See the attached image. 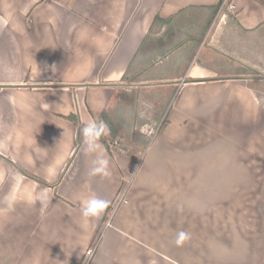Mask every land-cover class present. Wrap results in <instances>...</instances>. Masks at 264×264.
Instances as JSON below:
<instances>
[{
  "label": "crops",
  "instance_id": "obj_1",
  "mask_svg": "<svg viewBox=\"0 0 264 264\" xmlns=\"http://www.w3.org/2000/svg\"><path fill=\"white\" fill-rule=\"evenodd\" d=\"M220 2L0 0V264H83L98 238L88 264H264V89L241 70L264 0ZM104 110L120 136L90 176L69 116Z\"/></svg>",
  "mask_w": 264,
  "mask_h": 264
},
{
  "label": "clouds",
  "instance_id": "obj_2",
  "mask_svg": "<svg viewBox=\"0 0 264 264\" xmlns=\"http://www.w3.org/2000/svg\"><path fill=\"white\" fill-rule=\"evenodd\" d=\"M8 75L10 77L15 76L14 70L9 69ZM80 132L82 136L83 151L86 155L94 157L91 161L92 166L89 169V175H110L109 160L104 156L102 145L100 143L101 137L107 135L109 132L107 124L103 121H87L83 123ZM141 132L142 134H151L147 129H141ZM36 198L44 203L47 201V193H38ZM107 207L108 202L96 196L82 199V215L84 217H99ZM177 242L179 243V241Z\"/></svg>",
  "mask_w": 264,
  "mask_h": 264
},
{
  "label": "rangeland",
  "instance_id": "obj_3",
  "mask_svg": "<svg viewBox=\"0 0 264 264\" xmlns=\"http://www.w3.org/2000/svg\"><path fill=\"white\" fill-rule=\"evenodd\" d=\"M225 8H227V7H225ZM228 8L231 9L230 6ZM205 42H206V40L202 44V46L203 45L204 46L203 47L200 46L199 50L197 51L196 58L199 56V54H200V56H203L205 54H210L214 51L211 47L205 46ZM251 51H253V47L251 48ZM227 59H228L227 57L224 58V60H227ZM249 59H250V61L247 63V65L245 67H243L241 65V70H242V72H244L246 74L251 73V76H253V75L256 76L255 81L253 82V80H252V82L256 85H260L259 87L264 89V38L261 39L259 36L257 37V39H256V56L255 57L251 56ZM223 73H226V72H223ZM161 115L163 116V114H161ZM141 128L142 127H138L134 130H131L132 131L131 135L133 138L134 137L137 138L138 136L142 135ZM144 136L146 137L145 134H144ZM149 141H150V139L148 138L147 142H149ZM112 211H114V207H113ZM104 225H105V222H104ZM103 229H104V227L102 226L101 232L103 231ZM127 240L129 241V239H127ZM98 241H99V238L96 240L95 244L98 243ZM138 249H139V247H138ZM134 254H136V250L131 251L129 254V257H132ZM117 255H118V257H122L120 254V251L117 253ZM117 255H115L116 258H115L114 264H121V262H119V259H117L118 258Z\"/></svg>",
  "mask_w": 264,
  "mask_h": 264
},
{
  "label": "trees",
  "instance_id": "obj_4",
  "mask_svg": "<svg viewBox=\"0 0 264 264\" xmlns=\"http://www.w3.org/2000/svg\"><path fill=\"white\" fill-rule=\"evenodd\" d=\"M231 1L232 0H228V6H226V7H229V4L231 3ZM222 3H223V0H221L220 5H222ZM69 118L74 120V122L78 125L77 149H79V147L81 146V132H80V130H81L83 125L80 122V120L78 119V117H76L74 115H71V116H69ZM97 121H103L108 126V129H109L108 134L105 135V136H102L100 141L102 143H104V145L106 146V148L108 150L111 151L112 147L110 145V142L113 143L118 138V136H120V134H119L118 130L116 129V127L114 126V123L109 118L108 112L106 110H104L102 112L100 118ZM117 147H118V145H117ZM118 149H119L120 152L124 153L125 155L132 156L130 154V151H129V149H131V148H129V147L127 148V146H125L123 143H120ZM133 149L134 150H140L138 152H142V150H143V148L141 146H135V147H133ZM28 175L30 177L38 180L41 183H46L44 180H42L41 178H39V177H37V176H35L33 174H28Z\"/></svg>",
  "mask_w": 264,
  "mask_h": 264
},
{
  "label": "built area",
  "instance_id": "obj_5",
  "mask_svg": "<svg viewBox=\"0 0 264 264\" xmlns=\"http://www.w3.org/2000/svg\"><path fill=\"white\" fill-rule=\"evenodd\" d=\"M226 6H228V0H223L221 9H224ZM230 7H234V5H231V3L229 4ZM165 121V116H162V118L159 121H155L152 123H146L144 126H142L141 129H147L148 132H150L151 134H145L147 136V138H149L150 140H152L154 138V136L159 132L160 128L162 127L163 123ZM144 134V133H143ZM128 202V197L126 194V188L120 190V192L117 194L115 200H114V211L113 213L117 210V208L119 207V205L127 203ZM110 225V221L107 223V226ZM98 243H94L92 245V247L87 251L86 253V257L84 259V263L83 264H88L91 256L93 255L96 246Z\"/></svg>",
  "mask_w": 264,
  "mask_h": 264
}]
</instances>
